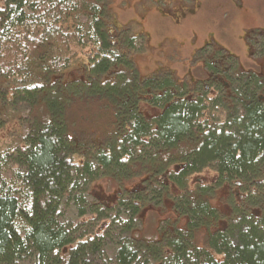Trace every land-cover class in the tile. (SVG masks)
I'll use <instances>...</instances> for the list:
<instances>
[{"label": "trees", "instance_id": "obj_1", "mask_svg": "<svg viewBox=\"0 0 264 264\" xmlns=\"http://www.w3.org/2000/svg\"><path fill=\"white\" fill-rule=\"evenodd\" d=\"M106 4L5 0L0 7V87L14 83L0 94V128L10 119L3 98L10 110L27 105L49 116L0 149V264L30 257L35 264H98L111 235L77 238L62 210L66 202L87 205L98 177L122 182L136 171L147 176L145 192L121 190L110 207L89 204L91 213L115 222L128 211L124 234L167 200L174 217L163 220L168 226L156 240L119 238L114 264H264V214L253 208L264 207V77L237 74L235 58L217 48L218 66L206 67L223 73L225 85L192 86L171 73L143 78L109 32ZM88 45L97 52L80 65L86 79L67 86L112 109V133L92 144L70 135L66 85H57L77 60L74 47ZM10 165L23 172L4 177ZM203 172L210 181H191ZM225 186L227 218L211 203Z\"/></svg>", "mask_w": 264, "mask_h": 264}, {"label": "rangeland", "instance_id": "obj_2", "mask_svg": "<svg viewBox=\"0 0 264 264\" xmlns=\"http://www.w3.org/2000/svg\"><path fill=\"white\" fill-rule=\"evenodd\" d=\"M4 1L0 0V7L4 5ZM106 5V25L109 32L121 38L124 54L132 60L143 78L171 73L180 82L187 80L193 86L200 77V73L195 72H199L201 67L199 60L196 64L193 63L198 53L208 45L212 46V49L222 48L233 56L239 68L237 74L259 72L260 67L256 61L259 49L249 42L254 45V49L250 50L252 54L249 53L246 31L264 32V0H107ZM131 40H134V48L131 47ZM96 52L97 48L92 45L86 48L75 46L73 54H77V60L73 68L57 81L58 86L65 84L67 89L65 102L70 135L91 144L101 142L105 135L112 133V109L101 98L87 97L82 93L84 89L79 90L67 85L76 81V86H80L77 82L80 83L82 78L86 79L83 66ZM13 84L7 83L0 87V94L5 92V87ZM2 104L3 110L9 111L2 114H6L10 119L5 127L0 128V149L14 146L18 137L27 134L28 127L36 120L41 122L49 117L47 110L44 111L43 108L36 107L31 110L26 105L19 106L17 110H10L5 107L4 98ZM6 117H3L2 122H5ZM145 151L150 152L147 149ZM138 155L137 153L136 156ZM5 168L6 178L15 172H23L22 168L15 165ZM131 174V177L124 178L122 182L119 178L98 177L87 192V205L78 207L66 202L62 210V223L77 227V238L84 237L86 240L95 237L97 233L105 237L107 234L111 235V239H107L108 243L105 242V255L99 259L98 264L116 263V244L119 238L133 236L137 239L156 240L159 229L168 226V220H163L174 217L176 207L171 200H167L157 208L148 209L142 222L136 221L133 230L124 234L123 225L130 218L128 211H123L121 218L115 222L108 219L109 217L101 218L91 213L89 204L99 203L103 208L110 207L115 200L113 197L121 190L126 192L125 190L135 188L138 192H145L146 184L141 183L147 176L137 171ZM207 175V172L195 174L191 181H210ZM229 191V187L225 186L218 190L213 201L211 200L214 207L220 205V213L226 214L223 218L229 216L232 208V204L225 201ZM253 208L255 211L259 210L257 215L264 214V207ZM81 210L89 211L86 215H81ZM203 235L198 236L200 245ZM21 264H35V261L30 257Z\"/></svg>", "mask_w": 264, "mask_h": 264}, {"label": "flooded vegetation", "instance_id": "obj_3", "mask_svg": "<svg viewBox=\"0 0 264 264\" xmlns=\"http://www.w3.org/2000/svg\"><path fill=\"white\" fill-rule=\"evenodd\" d=\"M246 45H247V49L249 51L250 54H252V51L250 52V50L254 49V45H252L249 42H252L253 44H255L256 47H258L259 49V54H258V58H254L256 59L257 63L259 64V72L258 74L261 75V77H264V54H261L264 52V32L261 30H250V31H246ZM262 40V41H261ZM210 46V45H208ZM207 46V47H208ZM206 50H208V52L205 51H201L198 53L197 58L195 60L196 64L197 60H199V64H201V67L199 68V72H195L196 74L200 73V77L198 79H196L194 85H198V83H202V84H208L209 82H219V83H223L224 85L226 84V78L223 75V73H218V74H214L212 72H210L207 67L206 64L207 63H213L215 66H218L219 63H217L218 61L215 60L216 55H217V50L220 48H213L211 50H209L210 48H205ZM256 55V53H255ZM202 76V77H201ZM206 76V77H204ZM200 85V84H199Z\"/></svg>", "mask_w": 264, "mask_h": 264}]
</instances>
